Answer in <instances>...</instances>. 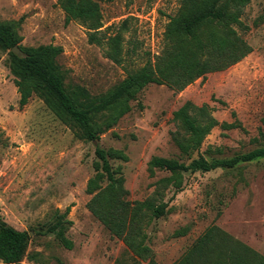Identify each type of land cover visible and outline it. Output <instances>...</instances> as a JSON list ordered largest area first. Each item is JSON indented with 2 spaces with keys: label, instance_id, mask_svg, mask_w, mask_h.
I'll return each mask as SVG.
<instances>
[{
  "label": "rangeland",
  "instance_id": "obj_1",
  "mask_svg": "<svg viewBox=\"0 0 264 264\" xmlns=\"http://www.w3.org/2000/svg\"><path fill=\"white\" fill-rule=\"evenodd\" d=\"M93 1L101 9L104 39L120 33V64L108 58L104 44L88 42L80 23H65L58 0H0V22L21 19L24 47L60 46L57 63L65 86L96 97L148 58L154 61L180 0ZM241 21L247 30L238 33L251 47L245 58L181 91L148 85L131 103V111L95 141L78 139L36 97L19 108L7 52L0 48V222L28 234L20 264H174L208 231L215 254L214 244L230 246L222 249L225 256L236 242L247 248L249 258H264V159L229 170L183 173L180 188L164 181L168 172L148 165L154 157L190 161L173 142L184 134L173 113L186 102L205 105L218 122L199 148L206 159H229L264 145V0H250ZM223 123L233 128L223 129ZM96 148L127 157L109 159V164L122 175L130 206L164 207L159 218L144 210L138 222L149 250L145 259L135 256L86 208ZM196 157V152L191 155ZM59 221L71 249L48 232Z\"/></svg>",
  "mask_w": 264,
  "mask_h": 264
},
{
  "label": "trees",
  "instance_id": "obj_2",
  "mask_svg": "<svg viewBox=\"0 0 264 264\" xmlns=\"http://www.w3.org/2000/svg\"><path fill=\"white\" fill-rule=\"evenodd\" d=\"M112 2L114 0H103ZM250 0H180L176 14L169 18L163 33V48L154 61L150 58L142 67L127 72L126 77L115 87L100 96L91 97L79 87L65 86V75L57 63L62 53L60 46H22L19 35L21 19L17 22H0V48L7 52L6 67L13 77L19 94L18 105L23 108L29 99L36 97L75 136L83 141H95L113 128L132 109L142 90L148 85H165L181 91L195 80L207 74L222 71L238 63L250 52L251 47L238 33L247 27L241 21L243 10ZM65 15V23H80L87 31L90 44L107 47V56L114 63H121L120 33L104 39L100 6L93 0H58ZM127 20L121 25H125ZM125 30V28H124ZM18 48L19 57L11 52ZM173 120L183 130V137H174L173 142L182 156L190 161L185 164L177 160L154 157L149 162L151 169L166 171L170 176L164 181L180 188L183 173H206L216 169H233L240 164L264 159V145L229 159L208 160L199 154V148L210 130L218 122L209 115L205 105L200 108L186 102L173 113ZM223 129H232V124H221ZM196 158H191L193 153ZM97 161L93 163L94 174L86 184L85 192L90 196L87 210L137 257L145 259L148 248L143 244L139 220L143 211L150 218L164 215L162 205L125 201L127 191L122 175L113 170L109 159L126 161L121 151L95 149ZM106 183L105 185H103ZM66 209L64 215L68 213ZM61 222L48 230L60 244L71 249L72 243L64 236ZM183 234V233H178ZM28 234L0 222V261L3 264H20L24 255ZM213 234L206 232L179 261L174 264H264V258H249L250 252L236 242L233 249L222 256V249L230 248L222 241L210 244ZM231 245V246H232Z\"/></svg>",
  "mask_w": 264,
  "mask_h": 264
},
{
  "label": "water",
  "instance_id": "obj_3",
  "mask_svg": "<svg viewBox=\"0 0 264 264\" xmlns=\"http://www.w3.org/2000/svg\"><path fill=\"white\" fill-rule=\"evenodd\" d=\"M12 52L15 54H20L21 52L18 50V48L14 47L12 48Z\"/></svg>",
  "mask_w": 264,
  "mask_h": 264
}]
</instances>
